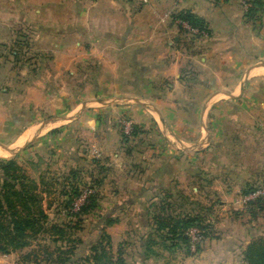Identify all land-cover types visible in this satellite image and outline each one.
<instances>
[{
	"label": "rangeland",
	"instance_id": "374dc122",
	"mask_svg": "<svg viewBox=\"0 0 264 264\" xmlns=\"http://www.w3.org/2000/svg\"><path fill=\"white\" fill-rule=\"evenodd\" d=\"M109 5L0 0V160L44 176L50 223L81 219L69 262L82 263L104 231L126 264H246V246L264 239L262 24L244 18L259 38L241 49L186 28L183 64L168 78L170 56L143 58L154 73L123 53ZM67 199L69 213L85 214L68 217ZM168 216L197 218L188 242L156 231ZM47 252L54 244L42 235L0 252V264H58Z\"/></svg>",
	"mask_w": 264,
	"mask_h": 264
},
{
	"label": "trees",
	"instance_id": "16d2710c",
	"mask_svg": "<svg viewBox=\"0 0 264 264\" xmlns=\"http://www.w3.org/2000/svg\"><path fill=\"white\" fill-rule=\"evenodd\" d=\"M249 7L244 11V18L248 22L262 24L264 14L263 0H245ZM174 19L185 23L190 29L202 33L208 30L206 22L189 11L179 12ZM181 29V27L179 26ZM49 185L44 176L38 181L31 179L25 170L13 159L0 160V252L9 253L29 246L30 242L42 235H48L54 244L55 253L47 252L48 256H54V262L58 264H77L69 262L73 255L75 245L81 241L74 238L73 230L78 229L76 224L50 223L47 210L50 204L44 205L45 196L50 193ZM72 199L64 203V210L68 217H78L85 214L87 209L81 208L78 212L67 211ZM157 230L164 239H175L183 243L188 242L186 231L193 226H199L197 218L158 217L156 219ZM114 220L106 219V225H113ZM103 241H106L104 244ZM58 244L69 246L62 249ZM110 237L104 231L98 241L90 247V255L82 259L80 264H126L121 251L114 259L109 251ZM246 264H264V239L253 240L245 248L243 253Z\"/></svg>",
	"mask_w": 264,
	"mask_h": 264
},
{
	"label": "crops",
	"instance_id": "0c3cea01",
	"mask_svg": "<svg viewBox=\"0 0 264 264\" xmlns=\"http://www.w3.org/2000/svg\"><path fill=\"white\" fill-rule=\"evenodd\" d=\"M242 1L243 0H110L112 5L109 6L114 8L115 14H112L113 12L110 13L117 19H112L110 21L109 30L116 35V39L125 40V47L123 46V48H121L123 53L125 55L132 54L140 57L142 68H146L148 71H154V73H156L160 70V67L157 64L147 67L148 65H144L145 63L142 62L143 58L148 56H170L169 66H166L168 69L163 71L162 74L168 78H172L182 66L184 59V55L177 50L178 47L176 44H178L181 38L185 40L190 34L189 31L185 30L186 28L191 31L185 23H181L174 19V16L179 12L189 11L203 19L209 30H215L213 33L211 32L210 35H216L217 38L223 40H234L236 44L239 45L238 49H241L244 38L250 41L254 39L258 40L259 38V32L257 33V30L253 31L250 29L247 31L251 26L244 22L241 9ZM132 12L133 14H131ZM179 26L183 30H181ZM244 31L248 32L246 33V37ZM253 32L257 34H252ZM261 33L264 35V14L262 16ZM207 38L211 39L212 37L208 36ZM237 41L240 43H237ZM252 44H250V47L254 46H252ZM129 49L133 51H129ZM195 55H197V53ZM204 55L210 59L213 53L208 50V52L206 51V53L202 54L200 57L202 65L208 66L209 63L206 61ZM27 136L28 134L26 133L19 138L16 145H20Z\"/></svg>",
	"mask_w": 264,
	"mask_h": 264
},
{
	"label": "built area",
	"instance_id": "2783aa9c",
	"mask_svg": "<svg viewBox=\"0 0 264 264\" xmlns=\"http://www.w3.org/2000/svg\"><path fill=\"white\" fill-rule=\"evenodd\" d=\"M249 7V4L245 3V1H243V8H244V11H246ZM256 195V194H255Z\"/></svg>",
	"mask_w": 264,
	"mask_h": 264
}]
</instances>
